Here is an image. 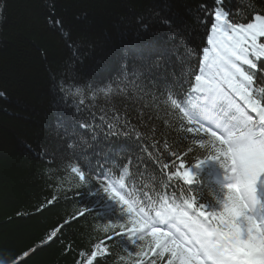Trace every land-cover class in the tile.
I'll use <instances>...</instances> for the list:
<instances>
[{
    "label": "snow or ice",
    "instance_id": "snow-or-ice-1",
    "mask_svg": "<svg viewBox=\"0 0 264 264\" xmlns=\"http://www.w3.org/2000/svg\"><path fill=\"white\" fill-rule=\"evenodd\" d=\"M196 12L194 47L183 17L164 9L137 16L138 40L160 51L115 53L114 76H85L92 46L82 51L54 12L49 16L72 51L59 79L51 74L60 142L40 151L26 147L55 169L57 186L67 183L38 211L60 200L79 205L47 242L87 216L103 222L75 264H101L112 256L114 264H264V7L202 0ZM173 55L186 66L182 81L170 71ZM97 64L109 68L103 58ZM157 69L163 71L152 79ZM157 80L165 81L163 101ZM0 97L7 99L3 92ZM165 108L184 134L175 150L156 123ZM150 169L156 175L149 177ZM205 173L209 191L199 190L198 199L189 193L201 189ZM29 255L0 247V264H22Z\"/></svg>",
    "mask_w": 264,
    "mask_h": 264
},
{
    "label": "trees",
    "instance_id": "trees-1",
    "mask_svg": "<svg viewBox=\"0 0 264 264\" xmlns=\"http://www.w3.org/2000/svg\"><path fill=\"white\" fill-rule=\"evenodd\" d=\"M202 0H0V247H6L16 255L29 252L22 264H75L81 251L89 252L91 243L100 233L96 231L102 221L92 216L79 219L62 229L60 238L47 242L48 235L78 210L76 200H60L55 206H46L53 195H62L67 183H60L55 169L30 151L51 149L60 141L56 127L59 109L55 106L56 93L51 74L59 79L72 51L67 44L69 37L48 23L53 14L63 22L64 33L90 55L85 58L82 73L87 76L94 71L102 76L116 75L118 68L115 53L129 49L130 54L148 57L160 48L144 47L135 35L136 17L149 15L164 9L167 14L183 17L190 25L189 47L198 30L196 9ZM233 6L244 9L264 7V0H232ZM127 29L126 34H124ZM145 40L152 37L144 34ZM206 42V38H205ZM181 52L185 49L182 47ZM105 59L109 68L102 70L98 59ZM152 58H155L154 56ZM170 71L182 81L186 69L175 55L171 57ZM163 69L155 70L152 79L159 77ZM147 83V80L145 81ZM168 82L172 77L168 76ZM156 94L163 101L164 80H157ZM166 95V92H165ZM147 102V98L145 99ZM159 112L157 126L167 133V139L175 150L176 143L184 134L178 120ZM163 119L169 124L164 126ZM130 147V145H128ZM149 177L156 175L151 169ZM71 178L64 176L65 182ZM144 184L151 186V180ZM131 184V182H130ZM201 189L209 191L208 174L200 177ZM131 190V188H130ZM154 195V194H153ZM35 252L32 253V250ZM114 251L124 253L119 248ZM112 256L101 264H114Z\"/></svg>",
    "mask_w": 264,
    "mask_h": 264
}]
</instances>
